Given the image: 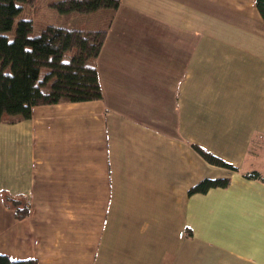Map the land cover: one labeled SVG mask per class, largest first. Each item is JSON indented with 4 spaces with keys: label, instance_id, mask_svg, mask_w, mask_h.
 I'll use <instances>...</instances> for the list:
<instances>
[{
    "label": "crops",
    "instance_id": "0c3cea01",
    "mask_svg": "<svg viewBox=\"0 0 264 264\" xmlns=\"http://www.w3.org/2000/svg\"><path fill=\"white\" fill-rule=\"evenodd\" d=\"M105 29L102 99L36 105L28 119L0 122V254L264 264V181L243 174L264 175L255 0H120ZM204 178L229 183L188 195ZM4 195L26 201L27 216L17 219Z\"/></svg>",
    "mask_w": 264,
    "mask_h": 264
},
{
    "label": "trees",
    "instance_id": "16d2710c",
    "mask_svg": "<svg viewBox=\"0 0 264 264\" xmlns=\"http://www.w3.org/2000/svg\"><path fill=\"white\" fill-rule=\"evenodd\" d=\"M35 0H0V122L28 119L36 105L62 101L86 102L102 99L96 58L106 36L105 28L84 31L48 25L37 36H30L32 21L19 20L14 37L4 34L11 29L14 17L21 11L20 3ZM120 0H60L53 2L59 12H93L99 9L116 10ZM264 22V0H255ZM71 52L65 59L67 52ZM9 67V72L4 69ZM45 70L42 73V70ZM10 118V119H11ZM193 149L208 163L231 171L239 168L225 162L207 150L192 144ZM250 179L264 181L257 170L243 173ZM228 178H204L192 185L187 194L204 193L210 188L226 187ZM3 202L10 206L17 219L27 216L29 204L9 195ZM0 264H38L36 259L11 260L0 254Z\"/></svg>",
    "mask_w": 264,
    "mask_h": 264
},
{
    "label": "rangeland",
    "instance_id": "374dc122",
    "mask_svg": "<svg viewBox=\"0 0 264 264\" xmlns=\"http://www.w3.org/2000/svg\"><path fill=\"white\" fill-rule=\"evenodd\" d=\"M60 0H35L32 3H20L21 11L14 17L11 29L4 34L8 40L14 37L16 26L21 19H28L32 21L33 30L30 36H37L42 29L48 25H58L68 28L73 26H81L84 30L103 29L108 26L113 17V12L109 9H99L93 12H59L51 4ZM75 24V25H73ZM72 51L67 52L65 59H68ZM9 72V67L4 69ZM45 70H42L44 73Z\"/></svg>",
    "mask_w": 264,
    "mask_h": 264
}]
</instances>
